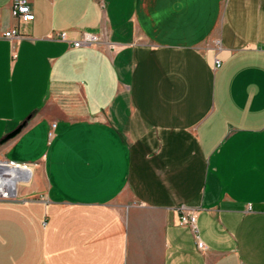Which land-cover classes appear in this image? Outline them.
<instances>
[{
    "label": "crops",
    "instance_id": "crops-1",
    "mask_svg": "<svg viewBox=\"0 0 264 264\" xmlns=\"http://www.w3.org/2000/svg\"><path fill=\"white\" fill-rule=\"evenodd\" d=\"M13 2L0 163L29 170L0 264H264V0H30L28 23Z\"/></svg>",
    "mask_w": 264,
    "mask_h": 264
},
{
    "label": "built area",
    "instance_id": "built-area-1",
    "mask_svg": "<svg viewBox=\"0 0 264 264\" xmlns=\"http://www.w3.org/2000/svg\"><path fill=\"white\" fill-rule=\"evenodd\" d=\"M12 15L23 23H28L33 21L35 19V15L31 8L30 0H14ZM4 36L9 39L23 37V35L20 34V32L17 29H12L5 32ZM58 37L62 41H67L72 43L74 48L97 47L103 43V38L101 35L94 33H87V32L83 33L82 37L77 40L69 39L67 31H62L61 33H59ZM220 66H221V61L217 59L216 67H220ZM52 127H55V125H53ZM51 134L52 133H50V135ZM7 164H9L12 167L21 166L20 164H16L14 162H8ZM10 199H13L11 195L0 193V200H10ZM182 213L183 215L181 218L180 225L190 227L194 232V234L198 236L196 217L192 213L187 212L184 207L182 208ZM197 244H198V248L201 251H206L208 249L205 243H203L199 238L197 239Z\"/></svg>",
    "mask_w": 264,
    "mask_h": 264
},
{
    "label": "bare ground",
    "instance_id": "bare-ground-1",
    "mask_svg": "<svg viewBox=\"0 0 264 264\" xmlns=\"http://www.w3.org/2000/svg\"><path fill=\"white\" fill-rule=\"evenodd\" d=\"M6 174L0 173V193L11 195L12 192L17 193V171L12 167L5 169Z\"/></svg>",
    "mask_w": 264,
    "mask_h": 264
},
{
    "label": "water",
    "instance_id": "water-1",
    "mask_svg": "<svg viewBox=\"0 0 264 264\" xmlns=\"http://www.w3.org/2000/svg\"><path fill=\"white\" fill-rule=\"evenodd\" d=\"M27 123H28V120L24 121V123H22L15 131H13L12 133H10L4 139L3 142H6L8 140H11V139L15 138L26 127ZM7 168H11V166L9 164H7V163H0V173L2 175L6 174L5 169H7ZM12 168L22 169V170H29V169H25V167H20V166H16V167H12ZM30 176H31V174L28 173L27 178L25 180H29L30 179ZM16 195H17V193H14V192L11 193V197H13V198H15Z\"/></svg>",
    "mask_w": 264,
    "mask_h": 264
},
{
    "label": "rangeland",
    "instance_id": "rangeland-1",
    "mask_svg": "<svg viewBox=\"0 0 264 264\" xmlns=\"http://www.w3.org/2000/svg\"><path fill=\"white\" fill-rule=\"evenodd\" d=\"M29 187V183H21L18 185V193L20 192V190L22 189H27ZM37 194V193H36ZM35 194V195H36Z\"/></svg>",
    "mask_w": 264,
    "mask_h": 264
}]
</instances>
